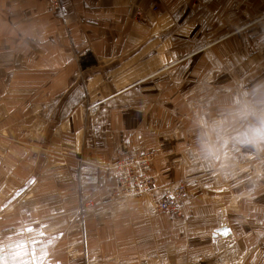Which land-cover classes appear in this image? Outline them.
Wrapping results in <instances>:
<instances>
[{
	"label": "crops",
	"instance_id": "1",
	"mask_svg": "<svg viewBox=\"0 0 264 264\" xmlns=\"http://www.w3.org/2000/svg\"><path fill=\"white\" fill-rule=\"evenodd\" d=\"M62 2L0 0V264H264V0ZM49 130L73 152L41 168ZM145 151L153 189L111 199L109 166Z\"/></svg>",
	"mask_w": 264,
	"mask_h": 264
},
{
	"label": "built area",
	"instance_id": "2",
	"mask_svg": "<svg viewBox=\"0 0 264 264\" xmlns=\"http://www.w3.org/2000/svg\"><path fill=\"white\" fill-rule=\"evenodd\" d=\"M47 1L55 10L63 7L62 0ZM152 10L157 12L158 7L154 6ZM143 17V9H138L134 20L140 22ZM154 160L155 154L152 151L139 152L135 155L117 158L108 168V177L113 183V188L110 190L111 199L123 200L149 194L154 186V177L152 175ZM189 194L190 187L187 180L170 185L156 203L157 212L179 214ZM88 205L94 206V202H89Z\"/></svg>",
	"mask_w": 264,
	"mask_h": 264
},
{
	"label": "rangeland",
	"instance_id": "3",
	"mask_svg": "<svg viewBox=\"0 0 264 264\" xmlns=\"http://www.w3.org/2000/svg\"><path fill=\"white\" fill-rule=\"evenodd\" d=\"M158 11H159V8H158ZM251 46H252V48H251ZM251 46H250V51H249L250 55L254 54L252 52V50H254L256 47L254 45H251ZM249 78H250V80L255 81V80H259L260 77L257 75V72H253L250 74ZM90 102H92V101H90ZM242 102H244V101H242ZM43 103H44V101H41V104H43ZM247 103H248V101H247ZM245 104H246V102H245ZM249 105H251L252 108H254L252 110V113H255L259 110L258 108H261V106H264V103H261V102L256 101V100H250ZM52 106H53V104H51V107ZM9 107L12 109H15V107H21V103L18 100H10L9 101ZM9 118H10V122H12V121L15 122L17 117L10 116ZM258 118H260V117H258ZM262 120L264 123V116L262 117ZM64 134H62V135H64ZM27 135L28 134L26 133V136ZM40 138H41L40 144L37 143V140L35 141V143L38 144L39 147L25 148L24 153L26 156H34V154H36V156L39 155L42 163H38V164H40V165L42 164L41 168H43L45 166V164H48L50 161H53L54 158L56 159L57 162L55 161V163H57L58 166H59V163H64V159H65V161L69 160L68 157H70V154L73 152V150L65 148V146H64L65 144H62V142H64V141H63V138L61 136L57 137V135L55 133H53L52 131L49 130V131H44L42 133L40 132ZM0 152H1V150H0ZM26 163L28 164L27 161H26ZM62 165H64V164H62ZM28 167L30 169L34 168L36 171H38L39 170L38 168L40 166L39 165H36V166L33 165V167H32V164H29ZM63 167L64 166H60V168H63ZM46 169H47V166H46L44 172L46 171ZM59 171H61V170H59ZM59 171H58V173H59ZM88 204H89V202L87 203V205ZM82 211H83V208H82ZM83 213L84 212H81L80 209H78V211L75 214L76 219L80 220L82 218ZM77 225H78L77 230H82L84 224H81V225L77 224ZM57 259H58V263H61V264L66 263L64 256H59V257H57ZM77 261H79V260H77Z\"/></svg>",
	"mask_w": 264,
	"mask_h": 264
},
{
	"label": "water",
	"instance_id": "4",
	"mask_svg": "<svg viewBox=\"0 0 264 264\" xmlns=\"http://www.w3.org/2000/svg\"><path fill=\"white\" fill-rule=\"evenodd\" d=\"M219 235L223 236V237H228L229 235H231V231L230 229L226 226L220 229H217L214 234L213 237L217 238Z\"/></svg>",
	"mask_w": 264,
	"mask_h": 264
},
{
	"label": "clouds",
	"instance_id": "5",
	"mask_svg": "<svg viewBox=\"0 0 264 264\" xmlns=\"http://www.w3.org/2000/svg\"><path fill=\"white\" fill-rule=\"evenodd\" d=\"M256 136H257V142L264 141V130L258 129Z\"/></svg>",
	"mask_w": 264,
	"mask_h": 264
},
{
	"label": "bare ground",
	"instance_id": "6",
	"mask_svg": "<svg viewBox=\"0 0 264 264\" xmlns=\"http://www.w3.org/2000/svg\"><path fill=\"white\" fill-rule=\"evenodd\" d=\"M90 202H93V201H90Z\"/></svg>",
	"mask_w": 264,
	"mask_h": 264
}]
</instances>
